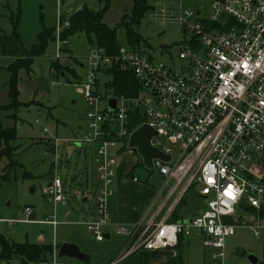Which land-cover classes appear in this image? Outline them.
Here are the masks:
<instances>
[{
    "label": "built area",
    "instance_id": "obj_1",
    "mask_svg": "<svg viewBox=\"0 0 264 264\" xmlns=\"http://www.w3.org/2000/svg\"><path fill=\"white\" fill-rule=\"evenodd\" d=\"M211 8V17L201 10L182 9L180 3L154 9L151 14L160 23L178 22L185 32L169 62L157 61L141 43L120 46L117 55L95 47L84 64L87 78L79 83L93 109L86 112L85 124L73 140L92 146L96 153L97 216L83 223L98 241L105 239L103 226L111 221L108 200L114 193L119 156L137 151L130 138L143 124L157 132L152 146L170 159L153 158L150 167L143 163L166 178L162 203L147 225L115 224L116 232L128 237L130 250L175 247L180 234L196 235L204 246L216 250L215 264H231L226 241L235 226L244 224L257 238L264 237L259 212L264 206V0H211ZM67 26L65 19L56 27L57 58L66 42L60 39L61 32ZM113 65L133 74L140 86L137 94L102 92L101 73L110 80ZM111 98H116L114 108L109 107ZM137 117L142 121L132 127ZM66 141L55 137L52 143L56 148ZM174 153L179 155L175 163ZM131 178L139 181L136 175ZM190 190L201 200L196 213L170 221ZM43 192L54 203L67 202L64 180L56 174ZM163 207V218L155 221ZM26 211L32 210L26 207ZM237 211L244 214L235 215ZM230 216L235 224L226 220ZM39 264H60L57 253Z\"/></svg>",
    "mask_w": 264,
    "mask_h": 264
},
{
    "label": "rangeland",
    "instance_id": "obj_2",
    "mask_svg": "<svg viewBox=\"0 0 264 264\" xmlns=\"http://www.w3.org/2000/svg\"><path fill=\"white\" fill-rule=\"evenodd\" d=\"M148 2L154 5L155 9H161L170 3H180L182 9L201 10L207 17L212 15L211 0H148ZM83 5L94 10L100 8L99 0H0V68L6 69L13 61V57L22 56L20 53L25 56L37 42L43 25L56 28L61 15L69 16ZM131 6L132 0H113L104 21L110 26L114 25ZM15 22L19 39L14 35ZM137 31L142 37L145 52L151 54L157 61L163 62H169L172 56L177 55L180 43L185 37V32L178 22L169 20L162 24L150 13L142 18ZM119 42L124 47L129 45L123 28L119 30ZM57 50V40H48L44 54L35 58L32 71L30 73L20 71V80L24 85L19 99L23 104L17 111V119L10 117L14 113L12 109H0V120L3 125H15L17 130L15 141L17 149L14 154L17 162L8 169L10 178L7 180L2 179L1 174L8 159L0 160V233L10 241L36 243H51L54 239L60 241L62 237L69 236L80 242H89L94 251L103 252L107 247L113 251L126 243V235L113 231L110 239L97 241L82 223L93 206L94 199L88 196L83 202L82 196L78 195L86 189L87 182L90 185L95 182V175L91 159L87 157L88 162L85 161L86 156L91 154V146L90 148L85 145L79 146L74 143L73 137L80 134L78 126L85 123L86 112L92 110L93 106L87 103L79 82L74 83L76 80L68 82L51 68V61L57 58ZM94 52L95 47L89 45L84 32H76L62 44L61 56L57 59L74 67L81 76V81H84L87 78L86 67L72 62L70 58H78L81 64H85L88 56ZM4 75V72H0V103L5 100L4 89L1 86ZM101 76L99 87L104 92V82L109 78L103 73ZM9 101L10 99L5 104ZM55 137L69 140L57 145L56 152L50 148L48 142L53 141ZM139 157L141 156L137 151L122 152L119 156L121 165L117 168L115 181L118 180V175L125 174L124 172L131 168L132 173L141 178V183L145 181L148 169L137 165ZM178 160L179 155L174 153L172 162ZM152 168L151 176L145 183L159 190L163 180L157 169ZM55 174L64 180V184L66 182V203H54L43 192ZM129 178L131 179V173L126 174V179ZM185 196L186 200L180 213L183 216H191L196 213L195 209L199 207L201 200H197L192 190ZM135 197L138 198L137 195ZM26 207L32 210L31 213H27ZM31 214H35V220L30 219ZM242 214H244L242 211H237L235 215ZM52 218L59 221L55 227L49 221ZM226 220L236 223L235 217L232 216ZM260 231L264 233V229ZM262 236L257 238L254 230L244 224L235 226V233L226 241L227 261L233 264H252L249 259L252 255L259 262H263ZM189 246L193 253L200 256L204 252L207 258L215 254L212 249L203 246L199 237L198 239L193 237V243ZM95 261L97 258L94 256L91 263L94 264ZM0 264L21 262L17 257L9 261L0 257Z\"/></svg>",
    "mask_w": 264,
    "mask_h": 264
},
{
    "label": "trees",
    "instance_id": "obj_3",
    "mask_svg": "<svg viewBox=\"0 0 264 264\" xmlns=\"http://www.w3.org/2000/svg\"><path fill=\"white\" fill-rule=\"evenodd\" d=\"M112 1L113 0H99L100 8L97 10L91 9L87 5H83L69 16L61 15L59 21L62 22L63 20L68 19L69 26L63 29L60 39L67 41L70 35L76 32H84L89 45L103 48L108 55H117L119 47L121 46L119 42V30L123 28L128 44H131L132 46L141 44L143 40L137 31V27L140 25L142 18L146 16V14H151L154 11V5H151L148 0H132L130 10L123 13L120 20L110 26L104 21V16L109 10ZM16 27L17 22L14 23V35L19 39ZM50 39H56V28L43 25L42 30L37 36V42L31 46L26 55L14 58L13 61L6 66V69L10 73L6 82L10 101L8 104L0 106V109H12L14 112L10 115L12 119H17V111L23 104L19 99L20 71L24 70L27 73L32 71L35 58L44 54L47 42ZM70 60L80 66H84L78 58L71 57ZM50 66L57 75L63 76L66 81L71 82L72 80H76V82H80V75L76 72V69L69 64L62 63L56 58L51 61ZM108 72L110 80L105 83L106 92H112L113 95L131 96L137 94L140 90L138 82L130 71L121 70L118 66L113 65ZM141 121L142 119L137 117L134 120L132 127L138 125ZM16 139V126H4L0 120V160L3 158L8 159V162L3 167V173L1 174V177L4 180L10 178L7 171L16 165L17 162L14 157L17 149V145L15 144ZM50 148L54 149L51 146ZM90 149L91 153H94L92 146ZM137 165L144 166L141 161H138ZM129 173H131V176H134L132 171ZM24 176H26V174ZM147 180L148 179H145L146 182ZM185 200L184 197L178 203L176 210L169 218L170 221L183 219L180 210L184 205ZM197 200L200 201L198 197ZM250 210L252 212L255 211L254 209ZM259 212L264 219V206ZM183 236V234L179 235V241L176 246L180 245ZM53 251L54 246L52 243H36L29 241L15 242L10 241L3 233H0V257L7 261L17 257L21 264H28L29 262L39 263L50 260ZM259 263L264 264L263 262Z\"/></svg>",
    "mask_w": 264,
    "mask_h": 264
},
{
    "label": "crops",
    "instance_id": "obj_4",
    "mask_svg": "<svg viewBox=\"0 0 264 264\" xmlns=\"http://www.w3.org/2000/svg\"><path fill=\"white\" fill-rule=\"evenodd\" d=\"M19 55H22L19 57L24 56L23 53H20ZM16 57H13V58H16ZM0 72L5 73L3 85H1L3 86L4 95H5L4 102L0 103V105H2V104L7 103L9 100L8 86L6 85V82L8 80L10 73L8 72V70L4 68H0ZM80 82H81V79H80ZM23 85L24 84H22L20 80L19 81L20 91L22 90ZM83 125L78 126V132L79 131L81 132V127ZM49 145L52 148H54L56 152V148L53 145L52 140L49 141ZM128 152L134 153L131 151H128ZM90 156L88 154L86 158L89 157L92 161V164H93L92 169L95 175L94 177L95 182L92 185H90L87 182L86 189L83 191V193H79L78 196H82L81 199L83 202L87 200L88 196H92L94 199V193L99 184L97 174L95 171V163H96L95 151L94 153H91ZM85 161L88 162V158ZM120 165H121V160L118 159L117 168ZM117 168H116V174L118 170ZM131 169L129 171L127 170L126 172H124L125 174L123 175L122 174L118 175V180L115 181V178H114V182H113L114 193L112 196H110L108 200V209H109V213L111 214V221L110 223L105 224L103 226V231L106 234L105 239L106 238L110 239L113 231L116 232L115 224H122L128 228L132 227L133 225L137 223H142L143 226H146L147 223L152 218V215L154 214V212H156V210L160 207L162 203L163 199H162V195L160 194V191L166 182V178L160 175L163 180V185L159 190H155L153 187L146 184L145 183L146 181H143L141 183V178L137 174L136 176L139 177V181H135L133 180V178L131 179L129 178V180H127L126 174L129 173ZM147 172H148L147 173L148 175L146 179H148L151 176V173H150L151 171L147 170ZM116 174H115V177H116ZM133 175L135 174L133 173ZM52 180L53 179L49 180L47 185L51 183ZM65 184H64V188H65ZM135 195H137L138 198H136ZM165 209H166L165 207L161 209L160 213L155 217V221H159L163 218L165 214ZM96 216H97V211H96L95 200H94V204L90 208V211L88 212V214H86L85 220L95 218ZM52 219H49V220H52ZM51 224L54 227L57 225V224L54 225L53 223ZM193 237H196L198 239L196 235L183 236V238L181 239L180 245L175 246V247H167V248H162V249H137V250H130L131 247H130L129 239L127 237L126 243L124 245L116 247V249L113 251L110 250V247H107V248H104L103 252L102 250L94 251L93 247L90 245L89 242L88 243L80 242L78 241V239L70 238L69 236L62 237L60 241H57L54 239V241H52L51 243L54 246V251H53L54 253H57L58 248L61 245V243L72 242V243L77 244L83 252L90 255L88 261H83L77 258H70L67 256L58 257L60 264H92L91 260L93 259L94 256L97 258V261H95L94 264H215L213 257H212L213 255L210 256V258L209 257L207 258L205 252L201 256L198 255L197 253H193L192 249L190 248L191 246H189L191 243H193ZM38 243H42V242H38ZM205 248L212 249L206 246ZM186 250H187V254H185ZM212 250L214 252L216 251L215 249H212ZM99 253L101 254L97 256V254ZM258 263H259V260L256 264Z\"/></svg>",
    "mask_w": 264,
    "mask_h": 264
},
{
    "label": "water",
    "instance_id": "obj_5",
    "mask_svg": "<svg viewBox=\"0 0 264 264\" xmlns=\"http://www.w3.org/2000/svg\"><path fill=\"white\" fill-rule=\"evenodd\" d=\"M115 103L116 98L109 99L110 108H114ZM156 133L157 132L148 124H143L133 132L130 138V145L137 148V152L143 158V163L149 167L152 165L153 158H160L163 161H168L170 159V155L161 152L150 143L152 136L156 135ZM30 219L35 220V214H31ZM57 256H67L83 261H88L90 257L89 254L83 252L77 244L72 242L61 243L57 251ZM249 259L252 264H256L258 262V259L252 255L249 256Z\"/></svg>",
    "mask_w": 264,
    "mask_h": 264
},
{
    "label": "snow or ice",
    "instance_id": "obj_6",
    "mask_svg": "<svg viewBox=\"0 0 264 264\" xmlns=\"http://www.w3.org/2000/svg\"><path fill=\"white\" fill-rule=\"evenodd\" d=\"M228 194H229V195H231V193H230V192H229Z\"/></svg>",
    "mask_w": 264,
    "mask_h": 264
}]
</instances>
